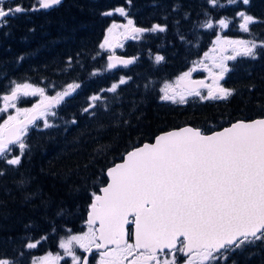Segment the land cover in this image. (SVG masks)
Masks as SVG:
<instances>
[{"label":"snow or ice","instance_id":"obj_1","mask_svg":"<svg viewBox=\"0 0 264 264\" xmlns=\"http://www.w3.org/2000/svg\"><path fill=\"white\" fill-rule=\"evenodd\" d=\"M209 2L213 6L217 4V0ZM37 3L39 8L31 10L49 9L59 5L61 0H37ZM228 3L235 4L237 0H228ZM242 3L247 5L249 0H242ZM23 11L26 9L19 5L6 6V0H0V26L7 23L6 17ZM115 11L127 15L123 8ZM237 15L243 20L241 30L249 32V24L256 22L254 17L243 11ZM217 23L228 27L226 19ZM119 27L121 25L113 24L108 33L111 35ZM123 27L133 39L137 38L136 34L166 31V26L159 24L147 29L135 27L131 19ZM201 27L212 28L213 23L209 19ZM213 43L221 52L228 48L233 52L230 56H220L218 61L212 58L219 71L212 72L210 68L207 71L212 75L215 88L203 80H192L195 69H191L176 81L183 83L184 91L168 95L171 86L166 85L162 89L165 93L162 99L174 100L175 95H179L182 103L185 94L200 96L198 88L208 89L204 99H226L232 95V89L219 84L230 71L226 61L236 60L238 56L256 58L257 43L226 36H217ZM106 46L111 47L108 37L100 48ZM259 46L264 48V41ZM208 55L204 53L205 57ZM108 59L111 61L108 68H115L118 63L132 64L135 60L113 56ZM164 59L161 55L155 56L157 63ZM120 83L125 80L121 78ZM79 87V84H69L67 90L48 96L44 88L28 83L15 84L9 94L0 96L4 104L0 113L9 108L16 110L0 123V158L9 165H19L28 147L23 140L28 125L46 117L50 109ZM117 87L113 84L109 91L114 92ZM30 96L40 99L30 108H17L16 102L21 97ZM44 126L52 125L45 121ZM10 145H16L20 154L7 159V154L12 151ZM107 177L109 180L99 189L100 194L92 193L87 230L72 233L67 229L69 235L59 241V248L72 258V264H89L93 248L99 257H93L95 264H125L126 261L127 264H215L221 259L226 260V253L241 245L264 241V119L237 121L211 134L191 127L165 132L157 136L154 143L129 151L121 163L107 170ZM39 243H28L26 247L36 248ZM74 246L88 255H77ZM63 259L59 252L55 255L48 252L36 258L33 264L37 261L39 264H59ZM0 264L13 262L0 259Z\"/></svg>","mask_w":264,"mask_h":264},{"label":"trees","instance_id":"obj_2","mask_svg":"<svg viewBox=\"0 0 264 264\" xmlns=\"http://www.w3.org/2000/svg\"><path fill=\"white\" fill-rule=\"evenodd\" d=\"M17 5L26 11L0 26V96L18 82L80 85L56 106L51 127L29 130L19 165L0 158V259L28 264L57 252L67 229L83 230L102 174L99 104L91 100L98 95L94 0H61L38 11L31 10L37 0H6ZM11 148L7 159L20 154Z\"/></svg>","mask_w":264,"mask_h":264},{"label":"rangeland","instance_id":"obj_3","mask_svg":"<svg viewBox=\"0 0 264 264\" xmlns=\"http://www.w3.org/2000/svg\"><path fill=\"white\" fill-rule=\"evenodd\" d=\"M24 83H28V84H32V85H34V86H36V87L44 88V89H45V94L48 95V96H54V95H56L57 92H63V91H65V90H67V86H68L69 84H79L78 82H77V83H76V82H69V83H66L63 87H61V88H57L56 86H52L51 84L46 85V84H35V83H31V82H30V83H29V82H18V84H24ZM76 90H77V88L75 89V91H76ZM9 91H11V90H9ZM75 91H73L71 94H73ZM71 94H70V95H71ZM1 96H2V95H1ZM93 96H97V97H98V95H93ZM93 96H92V97H93ZM66 97H68V96H66ZM66 97H64L63 100H65ZM39 99H40L39 96L21 97L20 100L16 102V106H17V108H30V107H32V105H33L34 103H36L37 101H39ZM91 100H92V99H91ZM92 101H94V100H92ZM3 106H4L3 101L0 100V107H3ZM55 109H56V106L53 107L52 109H50L49 114H48L46 117H42V118L38 119V120L35 122V124H30V125H28V131H27V134H28L29 130H30L33 126L44 127V125H45V121H47L48 124H51V123L53 122L51 118L54 117L53 115H51V113H52V112H55ZM15 111H16L15 109H13V108H9V109L7 110V112H5V113H0V114L3 116V117H2V120H1V123H3V120L7 118V115H9V114L14 115V114H15ZM27 134H26V135H27ZM26 135L23 137V139L26 137ZM11 146H12V145H10V147H11ZM86 230H87V225H86V226L83 228V230H81V231H86ZM81 231L72 232V233H80ZM68 235H69V234H68ZM68 235H66V236L63 237V238H66ZM58 248H59V246H58ZM74 250L76 251L77 255H81V249H79L78 247H75V246H74ZM48 252H52L54 255H55L56 253L59 252L62 256H64V259L61 260V261L59 262V264H72V258L69 257V256H67V255L65 254L64 250L61 249V248H59V250H58L57 252H53V251H50V250H49V251H47V252H44V253L38 254L37 256H33V257H31V258L29 259L28 264H33V261H34L36 258H38V257H43V256H45ZM94 257H95L96 259L99 258L97 253H96V255H95ZM2 259H6V258H2ZM10 261H12V260H10ZM12 262H13V264H18V263H15V261H12ZM37 264H39V261H37ZM89 264H95V259L92 258V260H90Z\"/></svg>","mask_w":264,"mask_h":264},{"label":"water","instance_id":"obj_4","mask_svg":"<svg viewBox=\"0 0 264 264\" xmlns=\"http://www.w3.org/2000/svg\"><path fill=\"white\" fill-rule=\"evenodd\" d=\"M10 92H7V93H5L4 95H7V94H9ZM100 188H102V185L101 186H99V189ZM97 194H100L99 192L97 193ZM88 211H89V208H88ZM87 217H88V213H87ZM86 217V218H87ZM96 252V250L93 248V252L92 253H95ZM84 255H88L87 253H84ZM90 256V255H89Z\"/></svg>","mask_w":264,"mask_h":264},{"label":"flooded vegetation","instance_id":"obj_5","mask_svg":"<svg viewBox=\"0 0 264 264\" xmlns=\"http://www.w3.org/2000/svg\"><path fill=\"white\" fill-rule=\"evenodd\" d=\"M81 254H83L84 255V253H83V250L81 249ZM96 255V252L95 253H92L90 256H89V262H90V260H92V258L94 257Z\"/></svg>","mask_w":264,"mask_h":264}]
</instances>
